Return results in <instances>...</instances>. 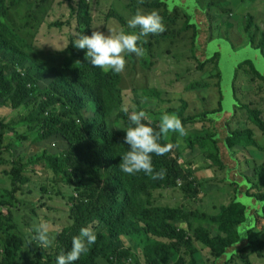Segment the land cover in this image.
Returning a JSON list of instances; mask_svg holds the SVG:
<instances>
[{
    "label": "trees",
    "instance_id": "16d2710c",
    "mask_svg": "<svg viewBox=\"0 0 264 264\" xmlns=\"http://www.w3.org/2000/svg\"><path fill=\"white\" fill-rule=\"evenodd\" d=\"M18 1L20 0L12 2L14 4ZM153 3L158 7L157 10L166 23H169L172 17L178 16L179 12L187 15L177 8L172 12L169 11L166 8L168 5L160 0H153ZM208 4L219 5L216 4V0H209ZM226 4L231 10L230 4L228 2ZM205 7L200 12L196 9V17L198 14L207 13ZM75 11L78 29L89 30L92 17L88 0H78ZM6 14V0H0V105L16 109L38 102L40 81L51 77L52 82L44 98L36 103L39 116L37 139L40 143L51 139L56 142V146L61 144L65 147L60 152L45 150L36 159H31L28 165H24L22 161L13 162V167L7 175L15 188L18 184L31 181L25 175L27 166H40L50 172L49 182H60L75 190L69 198L71 225L57 236L56 247L53 250L49 253L42 249L38 251L23 242L15 232H7L8 237H5L3 245L0 239V264H56L59 253L71 249L73 237L79 235L80 229L85 226H100L102 229L96 234V242L88 246L89 250L82 254L75 264H102L101 261L107 264H124L130 254L124 238L136 241L146 264H197L195 259L197 248L193 241H199L209 247L215 255V262L223 260L222 264H228L229 260L239 253V250L232 253L231 249L242 243L244 238H248L249 241L243 242L246 245L241 253L247 249L255 253L261 251L264 243L253 241L249 237L251 229H248V224H255L256 218L252 221L248 209L235 199L230 205L222 204L216 216L201 212L187 214L156 205L159 203L154 197L155 191H158L160 196L168 190L179 189L189 199H196L200 193L199 181L193 172L179 161L175 153L176 141L164 137V142L173 145L171 151L166 155L153 154V162H157L154 168L166 169L164 179L153 180L144 172L134 175L123 173L119 164L122 155L128 150V145L123 143L126 135L123 128L128 126L129 121L127 115L120 110L125 104L124 90L120 84L121 75L92 66L85 56L86 49H77L74 46L75 39L72 37L63 50L68 59H65L61 66L32 58L23 49L30 47L27 39L33 41V34H38L41 25L32 21L23 22L21 19L10 20ZM34 15L40 17L37 11ZM250 19H242L240 31L246 34L250 45L260 48V42L256 45L255 36L252 35V28L257 24L254 25V21ZM62 24L53 21L49 25L62 26ZM197 25H201V22L192 23L188 16L183 27L186 30L194 28L191 43L196 51L201 47L199 37L202 32L201 26ZM232 27L233 24L229 23L228 28ZM259 28L260 26H257V29ZM167 36V33H162L160 37ZM260 40L263 48L264 30ZM142 46L145 50L144 60H147L152 44L148 40ZM203 56L205 61L208 60L205 53ZM214 56L216 63L217 55ZM204 60L201 62H205ZM10 71L11 79L7 82L5 75ZM251 76L264 80V75L255 70H252ZM214 77L217 78L219 93L217 108L203 110L184 119L182 116L184 107H179L173 110V113L176 112L182 122L203 120L205 117L214 119L222 117V94L217 71ZM232 95L235 102L232 114L237 107L244 106L248 108L250 120L264 130V119L260 110L251 109L242 103L235 85ZM136 105L135 108H129L130 112L141 109L137 102ZM162 114L161 110L148 113L153 127L158 129ZM217 114L219 116L215 117L214 115ZM33 131L35 132L34 128ZM207 139L203 142L200 139L196 141L201 148L209 147L207 151L211 162L214 165L217 162L222 169L226 167L220 147L228 154L226 158L234 161L232 156L234 152L248 145H257L250 128L227 130L223 134L216 132ZM7 149L10 150V147ZM229 165L226 164L227 168ZM228 171L231 174L232 170L228 169ZM260 175L264 177V164L260 167ZM234 181L237 182L236 179ZM248 183L239 186L245 188L238 189L240 195L245 192ZM60 192L61 190L57 189L55 193L60 194ZM5 195L10 196L11 199L14 197L9 191ZM255 199L261 205L260 216H264V193L257 194ZM0 207L8 210L7 215L0 212L1 233L6 230V222L12 220L13 212L11 207L4 203H0ZM211 227H214V231L218 233L214 237ZM231 261L232 259L229 263Z\"/></svg>",
    "mask_w": 264,
    "mask_h": 264
},
{
    "label": "rangeland",
    "instance_id": "374dc122",
    "mask_svg": "<svg viewBox=\"0 0 264 264\" xmlns=\"http://www.w3.org/2000/svg\"><path fill=\"white\" fill-rule=\"evenodd\" d=\"M12 1L16 0H6V15L10 20L21 19L23 22L32 21L41 25L38 34H33V41L26 38L30 47L23 50L34 59L46 60L57 66H61L63 61L68 59L63 50L71 37L76 39L80 34L89 35L93 31V26H97V30L106 34L107 26L131 31L127 28V20L137 8H142L146 12L158 8L153 0H143L142 4L140 0H88L92 23L89 30H80L75 11L78 0H20L14 4ZM160 1L166 3L168 5L166 8L171 12L176 8L185 12L192 23L199 22L198 18L202 19L201 25H197L202 29L199 37L201 47L197 51L192 48L191 36L194 28L183 29L188 19L187 15L179 12L169 23L164 21L166 31L163 33L168 34L166 38L160 37L162 33L146 38V42L150 40L152 44L147 60H144L145 55L137 57L131 54L126 57L127 66L120 74L125 103L129 108H135L137 102L147 114L154 110L173 113V110L184 107L182 111L184 119L203 110H213L217 108L219 98L217 78L214 77L217 71L223 112L219 119L205 117L198 121H184L183 125L187 132L185 136L181 137L171 132L166 136L169 140L176 141L175 153L179 161L187 166L199 181L200 193L196 199H189L179 189L168 190L160 196L159 192L155 191L154 197L159 203L156 205L187 214L201 212L216 216L222 204L230 205L235 199L248 209L252 221L256 218L255 224H248L251 234L247 235L253 241L264 243V216H260L261 205L255 199L257 194L264 193V177L260 175V167L264 164V130L250 120L248 108L239 106L232 114L235 106L232 89L235 85L242 103L251 109L260 110L264 119V80L251 76L252 70L264 75V47L261 48L263 39L260 40L264 30V6L259 0H216V4H219L217 6L207 5L209 0ZM226 2L232 7L231 10ZM204 7L209 17L206 14L196 17V9L200 12ZM35 11L40 17H35ZM250 17L252 21L258 22L252 28V35L255 36L256 45L260 42V48L250 45L246 34L240 31L242 19L249 20ZM53 21L63 24L50 26ZM229 23L233 24L232 31L228 28ZM257 26L260 28L257 29ZM204 53L208 58L206 61ZM214 55H217L216 63ZM11 73L10 71L5 75L7 82L11 79ZM51 82V77L40 81L39 101L44 98ZM36 103L16 109L0 105V203L10 206L13 212L12 220L6 222V230L0 233V239L3 245L5 237H8L7 232H15L23 242L39 251L41 249L34 243L29 244L34 234L30 231L32 225L41 219L47 221L57 239V236L71 225L69 198L75 189L60 182H49L50 172L43 167L32 165L27 166L25 170V175L31 181L18 184L15 188L11 185L7 173L12 169L13 162L22 161L24 165H28L31 159H36L45 150L60 152L65 149L61 144L56 146V142L51 139L42 143L38 141L39 116ZM214 116L218 117L219 114ZM248 128L252 130L257 145H248L234 152L232 154L234 161L226 158L228 154L220 147L225 169L220 168L217 162L214 165L207 151L209 147L201 148L196 141L197 139L207 141V137L216 132L223 134L227 130ZM226 164H230L228 168ZM228 169L232 170L231 174L228 173ZM247 182L249 185L247 184L245 192L240 195L238 189L245 188L239 186ZM57 189L61 190L60 194L55 193ZM7 191L14 195L13 199L5 195ZM0 212L7 215L8 210L0 207ZM92 228L96 234L102 229L100 226ZM211 229L213 237L218 234L214 227ZM56 239L51 247L42 250L46 253L53 250L56 247ZM124 241L126 248L130 249L124 264H146L136 241L129 238H124ZM193 242L197 248L195 256L197 264L223 263V260L215 262V255L209 247L199 241ZM245 245L240 243L232 247V253L236 250H239V253L236 252L228 264H264V247L259 253L250 249L241 253ZM101 263L107 264L104 261Z\"/></svg>",
    "mask_w": 264,
    "mask_h": 264
},
{
    "label": "clouds",
    "instance_id": "9594fccd",
    "mask_svg": "<svg viewBox=\"0 0 264 264\" xmlns=\"http://www.w3.org/2000/svg\"><path fill=\"white\" fill-rule=\"evenodd\" d=\"M140 3L142 4L143 0H140ZM107 27L108 34L93 26L91 35L80 34L74 40V46L80 50L86 49L85 56L92 66L105 71L110 70L114 74H121L125 70L128 55L135 54L137 57L144 55L142 45L149 35H158L166 31L164 18L158 10L146 12L142 8H137L127 20V28L131 31ZM120 110L127 115L129 121L128 126L123 128L126 132L123 143L128 145V150L122 155L120 170L127 175L144 172L153 180L164 179L166 169L154 168L157 162H153V154L166 155L171 151L173 145L164 142L163 139L170 132L181 137L187 134L181 118L175 113L164 112L157 129L152 126L151 117L143 109L130 112L129 106L125 103ZM30 231L34 234L29 244L34 243L40 249L51 247L56 239L53 228L43 219L34 223ZM96 239L97 235L91 226L82 227L79 235L73 237L71 249L61 251L56 257V264H75Z\"/></svg>",
    "mask_w": 264,
    "mask_h": 264
},
{
    "label": "crops",
    "instance_id": "0c3cea01",
    "mask_svg": "<svg viewBox=\"0 0 264 264\" xmlns=\"http://www.w3.org/2000/svg\"><path fill=\"white\" fill-rule=\"evenodd\" d=\"M259 2L264 6V2H263V1L259 0ZM262 5H260L261 8H263ZM198 15H202V16H203V14H198ZM198 21L202 23V19H199V18H198ZM255 23H258V22H255V21H254V24H255ZM230 30H231V29H230ZM231 31H232V30H231ZM242 39H243V38H242ZM242 39H241V40H242ZM250 219H251V218H250ZM245 240H246V238H244L243 241H245Z\"/></svg>",
    "mask_w": 264,
    "mask_h": 264
}]
</instances>
